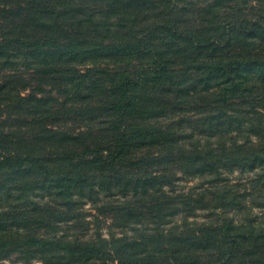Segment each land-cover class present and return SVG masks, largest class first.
<instances>
[{"label": "trees", "instance_id": "obj_1", "mask_svg": "<svg viewBox=\"0 0 264 264\" xmlns=\"http://www.w3.org/2000/svg\"><path fill=\"white\" fill-rule=\"evenodd\" d=\"M248 197L264 0H0V264H264Z\"/></svg>", "mask_w": 264, "mask_h": 264}, {"label": "rangeland", "instance_id": "obj_2", "mask_svg": "<svg viewBox=\"0 0 264 264\" xmlns=\"http://www.w3.org/2000/svg\"><path fill=\"white\" fill-rule=\"evenodd\" d=\"M176 175L179 177V179H177L174 182L175 184L173 186L174 192H176V193L177 192H183V191L187 192L190 189L197 190V187H199L201 185L202 181L204 180L202 178L190 179L187 176L182 175L180 172H177ZM236 177H237V175L230 174L231 182L235 183V181H238L237 179H235ZM239 178H242V180L240 181L242 183L241 185L245 186L244 189L239 190L240 192H243V191L248 189L247 185L249 184L248 183L249 174H247V175L243 174V176L239 177ZM251 199H252L251 197H248L245 200V204L247 205V209L245 211L248 213V216H250V218L254 219V222L256 225L258 224V222L260 220H261L260 222L264 223V208H259V207L255 206V204L253 202H251ZM86 210L88 211L89 209L86 208ZM209 213H210V210L198 209L194 216L188 217V220L189 221L196 220L198 222H202L207 218V215ZM244 214H245V212H244ZM229 215H232V212H230ZM236 217H239V215H237ZM180 219H181V214L178 215L175 219H173L171 221V223H174L176 220L180 221ZM108 222L109 221H104L102 223V227L100 229V231H103L102 233H108V231H109V226L107 225ZM91 227L93 228V225H91ZM115 232L120 233V231L118 229H115ZM6 263H10V261L6 260ZM16 264H22V263L19 262Z\"/></svg>", "mask_w": 264, "mask_h": 264}]
</instances>
